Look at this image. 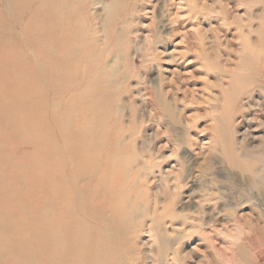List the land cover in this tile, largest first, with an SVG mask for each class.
<instances>
[{
  "label": "rangeland",
  "instance_id": "rangeland-1",
  "mask_svg": "<svg viewBox=\"0 0 264 264\" xmlns=\"http://www.w3.org/2000/svg\"><path fill=\"white\" fill-rule=\"evenodd\" d=\"M173 1L88 0L85 12L78 15L80 27L72 25L63 30L48 28L49 4L41 5V0H0V224L9 231L0 233L1 264H113L115 258L110 254L108 241L99 240L100 235L110 231L111 225L117 226L116 220L125 221L121 225L130 229H126L128 234L131 230L136 233V254L126 256L129 264H133L134 257H144L150 252L145 242L152 224L148 215L151 209L140 211L138 218L129 214L123 219H112L113 203L103 197L98 182L92 181L88 184L89 210L83 212L60 181L66 174L67 147L76 165L74 170L82 168L88 154L84 152L82 135L91 122L87 120L92 119L95 112L89 93L84 95L89 88L78 97L79 91L86 87L82 59L120 42V33L124 36L121 43L129 46L133 57L120 68V73H126L127 78L117 94V103L112 110L108 106L102 108L100 121L104 141L113 147L122 137L129 140L135 135L134 139L145 144L138 152L145 164L154 153L152 149L167 147L170 137L174 140L172 147L163 152L170 155L172 161H182L186 177L181 203L176 206L182 220L174 224L169 220L160 223L162 229L165 227L164 234L172 248L161 253L159 243H150L152 258L141 264H209L208 257L214 264H234L221 252L225 249L224 242L235 243L232 236L222 235L223 222L230 219L227 226L233 229L236 224L233 219L241 211L250 216L259 214L264 222V187L250 185L239 171L227 165L222 153L226 138L218 129V120H223L225 131L231 137L229 140L234 147L236 144L240 147L241 153L254 155L259 150L264 151V113L254 101L261 97L264 106V95L254 93L248 98L249 109L245 110L239 109L241 102L235 103L224 96L230 82L229 71L240 62L239 52L243 50L248 25L244 11L248 5L245 0ZM237 14L244 18L240 20ZM109 16L112 18L106 28ZM257 23L253 20L252 25ZM152 31L159 35V40L153 37ZM145 35L152 36L153 44L144 45ZM77 49L81 55H72ZM131 58L135 61V70ZM115 60L110 62L111 71L116 70ZM176 66L182 73L178 85H172L177 99V110L172 114L144 98L145 86L139 78L147 75L151 81L164 74L171 79ZM171 95L168 99L174 102ZM119 100L124 105L122 123L114 115ZM241 128H250V135L254 136L241 138L236 133ZM129 146L127 154L132 156ZM91 153L93 155L92 150ZM209 153L217 161L207 174L203 167ZM158 158L154 156L151 161L160 163ZM100 168V175L101 172L104 176L111 173L107 176L116 190H123L122 196L139 195L143 204L151 206L156 188L149 178L141 176L142 172L134 170L127 176L114 163H103ZM147 168L149 165L145 164L142 170ZM133 180L137 185L130 190ZM157 191L160 194L156 195L157 200L170 199L166 183ZM209 209L218 221L215 231L204 227L210 224ZM136 227H139L138 232L134 231ZM208 232L214 246L200 240ZM247 232L255 239L250 248L256 257L254 261L264 264V233L260 238L251 230ZM42 235L46 238L40 240ZM191 235L196 237L189 240ZM182 245L186 248L184 260L176 255ZM99 248L103 252L96 254Z\"/></svg>",
  "mask_w": 264,
  "mask_h": 264
},
{
  "label": "bare ground",
  "instance_id": "bare-ground-1",
  "mask_svg": "<svg viewBox=\"0 0 264 264\" xmlns=\"http://www.w3.org/2000/svg\"><path fill=\"white\" fill-rule=\"evenodd\" d=\"M245 1L247 3L248 7L246 8L245 11L243 9L242 10L244 11L246 18H248L247 19L248 25L245 28L246 34L243 37L244 38L243 45H242L243 50L241 52H239L240 56H241L240 62L236 63L235 68L232 69L231 71H229L230 82H229L228 89L224 93V96L227 100L230 99L235 103H237V102L242 103L240 108H239L240 110L249 109L250 106L248 103L249 102L248 98H250L254 93L258 92V93L264 95V0H245ZM41 2H42L41 5L46 4V3L49 4L48 10H47V17H46L49 21L48 28L51 29V28L58 27V28L64 30V29H66L72 25H76V27H80L81 18L78 17V15L80 14V16H81V14L85 12V10L87 8L86 4L88 3V0H41ZM172 2H174V1L172 0ZM226 5H228V4H226ZM229 5H230V3H229ZM251 5H253V6H251ZM153 6H154V4H153ZM175 6H177V5H175ZM117 8H118V6H117ZM147 11L150 12V10H147ZM110 13H112V9H110L109 14ZM236 13H234V15ZM171 16L174 17V15H171ZM231 16H233V13ZM240 16H238V14H237V17L240 20H242L244 18V15L241 17ZM111 18L112 17L109 16L108 20L106 21V23L104 25L106 28L109 27L108 21H110ZM230 18L232 19V17H230ZM101 20H103V18ZM253 20L258 21V23L255 26L252 25ZM211 23H212V21H211ZM201 31H200V33H201ZM180 32H178V30H177L178 34ZM203 33H204V31H203ZM180 34H182V33H180ZM121 35H123V33H120V42H118V43L116 42L114 45L110 46V48L103 47L98 52H96L94 55H91V56L87 55V59L85 57L82 59L83 62H85V65H83V67L86 70L84 72V74L86 75V77H85L86 87L82 92H80V91L83 88L79 91L78 97L86 89L89 88L88 90H86L84 92V95L89 93V99H91L93 102L94 112H95L93 114L92 119L87 120V121H91V122L87 123L88 126H85L84 132H83L84 135H82L83 140L85 141L83 147L86 146L84 152L88 153V154H87L86 160L84 161V164L82 165V168L81 169L79 168L78 170H74L73 168H76V165L74 163V160L70 156V148L67 147L66 153L68 155V160H67L66 174H65V176L60 177V181H61V184L66 187L67 194H69L73 198V200L79 205L80 209L83 210V212H88V210H89L88 202L91 200V195H90V190H89L88 184H89V182H92V181L98 182V184L102 188V191H103L102 195L104 194L103 197L110 200L111 201V202L109 201L110 203H113L114 207H113V216L111 215L112 219H123V218L127 217L129 214L131 216H137V218H138V216L140 215V211L146 210V209H151V211L148 210V215L149 214L151 215L152 224L150 225V227L147 231L149 236H148V240L145 242L147 245L149 244V250L150 249L151 250H150V252L147 251L146 256L134 257L133 261H132L133 264H137L138 261H139L138 264H141V263H145L148 260V258H152V244H150V243H152V242L159 243V249L158 250L161 253L167 252L168 249L172 248V247L171 248L169 247L170 242L167 239V237H165L164 230H163L165 227L162 229V227H161L162 225H160V223L163 224L165 222V220H169V222L174 224V222H178V221L182 220V217H181L182 215H180L176 211V206L181 203L182 196H183L182 188L185 185L184 182L186 181V177H184L185 174H184V166L182 164V161L181 160L172 161L171 156L167 155V153L163 152V150L166 149L167 147H170V148L172 147V143L174 142V140L171 139L170 137L168 138V141L166 143L167 147L165 145L163 147H158V148L152 149L154 151V153H153V155L151 154V159L149 156V159H148L149 161L145 162L146 165H149V168L145 169L144 171L142 169L144 168L145 164L141 160V157L138 155V152L140 151L139 149L142 148L143 145H145V144H144V142H141V141L139 143V140L134 139L135 135H132V137L129 140H127L126 137L125 138L122 137L121 139H119L115 142L113 147L110 145H107V143L104 141V134H103V131L101 128L102 122L100 121L101 114H102V108L105 106H108L110 108V110H112V107L114 106V104L117 103V101H118V100H116L117 94L119 91H121L122 86L124 84V81H126V78H127L126 73H124V72L120 73V68L121 67L124 68V66L127 65L126 60L128 58H130L131 56L133 57V54L130 53L131 51L129 49V46H126L123 43H121V39L124 38V36L121 37ZM152 35H153V37H155L156 40H159V35L156 32L152 31ZM181 37L182 36H180V38ZM207 38L209 39V37H207ZM188 39L189 38H187V41H188ZM143 40H144L145 46L148 43L153 44L152 36L150 37L149 35H145L143 37ZM188 44H189V42H188ZM211 44L212 43H210V45ZM193 47H194V45H193ZM212 47L213 46H211V48ZM211 48H209V49H211ZM163 51H164V49H163ZM211 52H212V50H211ZM237 54H238V52H237ZM72 55L79 56V55H81V53L77 49L76 52L73 53ZM222 57H224V56H222ZM114 58L116 59L114 61V64H116L117 67H116V70L111 71L110 62ZM166 60H167V58H166ZM172 61H174V59ZM131 62L133 63L132 69L135 70V65H134L135 61L133 60V58H131ZM184 63H186V62H184ZM222 64H224V63H222ZM224 66H226V65H224ZM177 68L178 67L176 66L175 70H173L172 72L170 71L171 74L173 75V78H171V79L166 78V75L164 76V74L161 76L160 79L156 80V78H155V79H152L151 81H148V79L146 77L147 75H144V76L139 78V81H142L144 83V86H145V88H144L145 97L144 98H146V100L149 103L152 102L153 104L162 107L164 110H166L172 114H175V112L177 110L176 109L177 99L175 96V91L173 92V90H172L173 89L172 85H174V84L178 85L177 83L179 82V78H180L179 76L182 73V72L180 73ZM88 70L90 72L87 73ZM189 70H191V69H189ZM133 73H135V71H133ZM153 75H155V74H153ZM194 75H196V74H194ZM183 81H185V80L183 79ZM185 85H184L185 90H188L189 88L186 89L187 86L185 87ZM177 87L179 88V86H177ZM191 89H193V88H191ZM188 92H189V90H188ZM193 93L194 92H192L191 94H193ZM169 95L172 96L171 98H172V100L174 99V102L169 101V99H168ZM179 97H181V96L179 95ZM247 99H248V101H247ZM120 100H123V99H120ZM120 100H119V102L115 108L114 115H115V118L117 119V121L122 123V118L124 116V109H123L124 105L121 103ZM245 100L247 101V105H244V103H243ZM261 100H262L261 97H256L254 99L256 104L257 103L259 104V106L261 108V112L264 113V106L261 105L262 104ZM220 102H221V100H220ZM148 109H149V107H148ZM252 118H253V116H252ZM252 118H251V120H252ZM178 123H180V121ZM218 129H219V131L221 130V132L223 133V138L228 139V141L225 139L224 144H222L223 145V152L222 153L224 155V159H225V162L227 163V165H229L232 169L239 171L241 176L243 177V179L246 182H248L250 185H252L256 188H262L261 186L264 187V151L259 150V152H257L254 155H247V154L241 153V151L239 150L240 147L239 146L237 147V144L234 147L232 142L229 140L231 137L225 131V126H224L223 120L222 121L218 120ZM249 129L248 128H241V130L237 129L236 133L241 135L242 136L241 138H243V139L247 138L248 136H254V135H250ZM95 137L96 138L98 137L97 140L94 139ZM129 141H131V142H129ZM262 142H264V141H262ZM128 145H130L129 151L131 152L132 156H128V154H127ZM250 147H252V146H250ZM90 148H92V149H90ZM252 148L255 149L256 147H252ZM234 149H236V150H234ZM91 150L93 151V155L91 153ZM110 151H114V152L110 154L109 153ZM58 155L57 156L59 159L60 155H61V151ZM154 156L159 157L158 159L160 160V163L157 161H151ZM90 157H91V159H90ZM131 157H133L134 159H131ZM224 159H223V161H224ZM92 160H93V162H92ZM204 161H205L206 165L203 167L204 168L203 171H205V173L209 174V172H212V169H211L212 166L211 165L215 164V162L217 160L213 156L212 153H209V155H207L204 158ZM103 163L104 164L105 163H108V164L114 163L115 167L118 168L119 170H121L122 173H124L127 176L131 174V171L133 172L134 170H138L139 172H142V173H140L141 176L149 178L151 185L155 186V188H156V190H155L156 192L152 193V198H151L152 203L150 204L151 206L143 204L142 200H141V196H139V195L131 196L129 194V196H128V194H127V197L122 196L124 194L123 190L121 192L119 191L120 189L116 190L113 183L110 182L109 176H107V175H111V173L107 174L106 176L102 175V172H101V175L99 174V170H101L100 167L103 165ZM209 165H210V167H209ZM103 170H104V166H103ZM186 171H188V169L185 167V172ZM182 172H183V174H182ZM49 175H51V174H49ZM165 183L168 185L169 191L171 192L170 199H168L167 202L156 199V195L159 194V193H157L158 192L157 190L160 189L161 184L164 185ZM136 185H137L136 181L133 180L132 185L129 186L130 190H131V188L134 189L136 187ZM126 186L127 185L125 182V188H126V191L128 193V187H126ZM194 189L195 188H193V190ZM208 189H211V187L209 186ZM213 194L214 193L212 192V195ZM191 195H189V196L187 195V197L191 198ZM159 196H160V194H159ZM159 210H162V212H160ZM237 212H238V210H237ZM241 213H242V211L240 212V215L238 217L233 219V220H235V223H236L234 225L233 229L229 228L227 226L228 221H230V219H227L226 223L223 222V225H222L223 228L221 229L222 231L220 230L222 235L224 237L232 236L235 239V243H232L229 245L223 241L224 245H225L224 246L225 249H222L221 252L223 253V255L225 257H227L229 260H231V262H233L234 264H258V263H256V261H254L256 259V257L250 252V248L253 244V240H255V239L250 235V232H247V230H249V231L251 230L253 232L254 236L260 237V235L262 233H264V222H263V220H261L262 216L259 214L254 213V216L253 215L250 216L249 214H245V213L241 214ZM207 219H208V223H210V224H207V225L204 224V227L205 228L207 227L209 229H214V231H215V229H217V225H218L217 222L218 221L214 217L211 209H209V211H208V218ZM123 222H125V221H123ZM123 222L119 223V221L116 220L115 223L117 226L111 225L110 229H109L110 231H107L106 234L100 235L101 237H100L99 241L101 243H103L105 240L108 241L107 246L109 247L110 254H112L113 257L115 258V261L113 262V264H129L128 260L126 259L127 254H132V255L136 254L137 246L135 245V243H137V242H136V236H134V235H136V233H134L131 230L128 234L127 230L129 231L130 229L127 226L121 225V224H123ZM253 223H255L254 226H252ZM120 226H123V228H120ZM230 226H232V225H230ZM134 231L138 232L139 227H136L134 229ZM211 231H213V230H211ZM8 232H9L8 228L6 226H4L3 224H0V233H2V234L6 233L7 234ZM195 237H196V235H191L188 238H189V240H191V239H194ZM45 238L46 237L44 235H42L40 237V240L45 239ZM144 239H146V238H144ZM212 239L213 238H211L210 233L208 232V233H206V235L204 234V238H201L200 240L209 241L210 244L208 246H214ZM184 246H183V248L181 247L176 253V255H179L180 257L182 256L183 260H184L183 257H185V254H186L185 253L186 248ZM208 246H207V248H208ZM95 252H96V254H100L103 251L101 248H99ZM206 254H208V253H206ZM108 257H109V254H108ZM208 258H210V259H208V263L214 264L211 257H208ZM150 262H151V260H150ZM0 264H1V262H0ZM97 264H100V263H97Z\"/></svg>",
  "mask_w": 264,
  "mask_h": 264
}]
</instances>
